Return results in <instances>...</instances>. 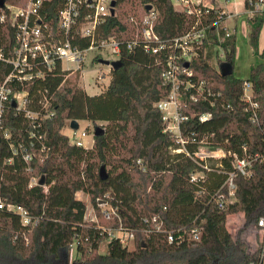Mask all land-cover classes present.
<instances>
[{
	"label": "trees",
	"instance_id": "trees-1",
	"mask_svg": "<svg viewBox=\"0 0 264 264\" xmlns=\"http://www.w3.org/2000/svg\"><path fill=\"white\" fill-rule=\"evenodd\" d=\"M63 2L52 0L47 10L54 27ZM150 4L157 11L155 29L163 40L184 35L195 22L193 16L176 9L173 0H116V13L105 18L99 27L100 35L132 39L136 34L132 20H139ZM218 11L211 8L206 19L212 22ZM3 13L6 17L0 21V84L12 71L7 60L13 54L15 38L5 6L0 9V17ZM248 24L250 44L261 59L251 67L248 80L237 78L234 73L222 76L210 62V45L206 57L193 60L191 67L197 78L212 83L215 91L222 93L225 105L190 103L187 114L210 112L213 117L205 123H199L196 117L185 123L182 136L188 141L213 134L208 138L212 146L220 145L239 154L245 147L252 155L264 154V47L259 50L264 12L249 17ZM209 31L211 39H216L213 24ZM76 44L84 48L89 41L76 40ZM223 48L224 59L218 62L234 67L236 36L227 39ZM121 61L123 66L112 71L108 87L99 94L88 95L78 78L64 81L59 64L46 81L30 84L27 91L33 100L29 109L42 111L38 87L53 98L55 114L44 119L41 127H33L32 119L16 112L7 101L4 126L17 140H26L35 131L45 134L48 157L35 158L28 165L20 155H12L9 143L0 134V196L5 202L26 209L31 217V222L24 225L18 214L0 211V264H70L73 244L76 255L72 264H251L259 250L250 254L249 243L242 234L245 227L256 225L264 216V162L254 163L252 175L236 178V201L219 208L211 198L225 175L214 170L207 173L205 184L192 183V174L202 168L185 151L175 152L183 146L164 132L162 114L155 104L169 95L171 87L162 78L164 66L159 58L136 46L123 52ZM245 82L251 83L252 98L258 103V122L251 121L245 112ZM10 87L21 89L18 85ZM69 120L104 122L106 130L104 135L94 136L91 148L78 147L63 133ZM190 131L201 135H187ZM196 147L191 142L185 144L188 152ZM102 166L110 170L105 180L100 177ZM226 169H230L229 163ZM42 176L44 185H30L33 177ZM80 191L90 196L95 207L100 199L118 211L120 221H106L110 228L122 224L134 233L133 250L110 238L108 224L102 218L101 224L86 220L87 204L77 197ZM236 214H242L244 227L233 235L227 220ZM155 215L162 217L167 231L201 224L200 240L169 243L166 233L147 234L145 218ZM105 239L107 250L100 253Z\"/></svg>",
	"mask_w": 264,
	"mask_h": 264
},
{
	"label": "built area",
	"instance_id": "built-area-1",
	"mask_svg": "<svg viewBox=\"0 0 264 264\" xmlns=\"http://www.w3.org/2000/svg\"><path fill=\"white\" fill-rule=\"evenodd\" d=\"M52 0H16V3H5L9 11L11 26L15 31L13 54L7 62L12 66V71L0 84V134L9 143L12 155H20L26 164H30L35 158L41 160L48 157L47 136L31 132L28 139L20 137L18 140L4 126L5 106L10 101L16 112H22L26 117L32 119L33 127H41L44 119L54 116L53 98L48 96L47 90L38 87V103L42 111H34L28 108L32 102L27 87L46 81L52 75L54 68L59 64L64 72V81L81 71L89 64L102 61L121 60L125 51H131L136 46L143 49L144 53L159 58L164 66L162 78L171 87L168 96L159 100L155 106L160 110L164 122V132L177 139L183 148L174 150L175 152L185 151L202 170L193 173L191 182L195 184H205L207 173L219 171L225 175L221 185L212 193L211 201H215L219 208H224L227 204L236 201L237 183L239 175L250 176L253 174L255 162H264V154H250L247 148H243L242 154L226 150L224 147L212 146L208 138L213 134H204L201 139L192 137L190 141L183 135L184 124L196 117L199 123H205L212 119V113H192L187 114L186 110L190 103L208 102L211 106L217 104L225 105L222 93L215 91L212 83L206 79L197 78L191 64L195 58L206 57L209 52L208 45L212 47L213 59L216 68L220 72V63L215 60L224 59V42L234 34L230 30L226 20L232 18L233 14L218 12L212 22L206 18L210 15V8L193 0H174L180 5V10L185 11L195 18L192 28L184 35L163 40L155 29L158 17L157 11L152 5V9L147 11L139 20L133 19L136 27V34L132 39H119L115 36L102 37L99 27L104 23L105 18L111 15V3L113 0H64L58 14V24L53 26L47 18V10ZM229 1V0H228ZM251 15L264 12V0H246ZM3 13L0 21L5 20ZM83 17L81 20L80 18ZM213 24L216 32V39H211L209 28ZM86 39L89 41L87 47H80L76 40ZM109 66V73L112 74L113 67ZM105 75L95 76V80L103 79ZM18 85L20 90L12 89L10 86ZM252 85L245 82L243 85L242 101L245 103V112L253 122L259 121L258 103L252 98ZM71 121L68 124L71 126ZM78 123L80 120H77ZM70 142L78 147L91 148L94 144V135L89 143L84 142L88 132L73 129ZM187 135H201L195 131L188 132ZM208 135V136H207ZM191 142L197 144L193 152L185 149V144ZM34 150L36 152H34ZM141 164V160L138 161ZM230 164V169H226V164ZM144 171L146 167H141ZM41 177H33L30 185H40ZM41 186V185H40ZM204 190V189H201ZM201 194V192L199 193ZM100 200V199H99ZM102 201V200H100ZM103 211L106 220L119 219L118 211L109 206ZM10 211L18 214L24 225L31 222L29 212L23 207L5 202L0 196V211ZM148 226L147 234L159 232L167 234L169 243L187 241H198L202 235V225L193 227H183L176 231H167L164 227V220L160 215L145 218ZM249 228V227H248ZM110 238H115L120 243L129 248V242L135 245L134 233L122 226L115 228L117 231L111 235V229L107 228ZM249 231L252 233L253 248L250 254L254 255L259 250L256 259L251 264H264V216L256 225H251ZM73 246V247H72ZM71 246L69 252V263L75 260L76 244ZM250 247V248H251Z\"/></svg>",
	"mask_w": 264,
	"mask_h": 264
},
{
	"label": "rangeland",
	"instance_id": "rangeland-1",
	"mask_svg": "<svg viewBox=\"0 0 264 264\" xmlns=\"http://www.w3.org/2000/svg\"><path fill=\"white\" fill-rule=\"evenodd\" d=\"M227 4H228L227 11L236 14V16L229 21L230 28L231 29L235 28V33H236V56L234 61V76L240 79L248 80L251 67L259 64L261 62V59L259 58L258 55L254 54L252 45L250 44V40H249L250 27L247 22L248 16L245 13L244 0H231ZM263 46H264V26L262 28L259 38L260 51L262 50ZM215 60L218 62L216 57ZM210 62L213 66L216 67V63L214 59ZM84 72H85V76H84ZM95 75L96 77L105 75V77L100 80L98 79L95 80ZM77 78L80 87L84 89L88 95H95L98 93H102L108 87L112 79V74L109 73L108 65L102 62H96L95 64L93 63L85 66L84 69L81 71L79 77H77V73L71 75L69 77V80L75 81ZM79 124H80V130L83 131L87 130L88 132V136L84 138V142L86 143H89L92 140L94 131L97 127L106 130V123L104 122H98L97 124H94L93 122L88 120H80ZM63 133L72 138L73 130L71 126L68 124V121L63 129ZM105 171L108 174L110 170L108 167H105ZM77 197L79 199L84 200L87 204V212H86L87 221L101 224V218H102L105 224L106 223L108 224L107 228L108 229L110 228V222L106 221V218L104 217V213H103V211L108 207L104 202V200L102 201L98 200V206L95 207L92 200L90 199V196L87 193L80 191L77 193ZM242 227H244V220L242 218V214L230 215L228 217L227 228L233 235H235L237 230ZM249 228L245 227L242 237L244 240H246L249 243V251H251L253 249L251 247L252 233L249 231ZM110 229H111L110 231L111 235L117 232L115 231V228H110ZM107 244H108V239H105L100 245V249H99L100 253L106 252ZM128 246L130 248L129 250H133L135 248V245L132 244L131 240Z\"/></svg>",
	"mask_w": 264,
	"mask_h": 264
},
{
	"label": "water",
	"instance_id": "water-1",
	"mask_svg": "<svg viewBox=\"0 0 264 264\" xmlns=\"http://www.w3.org/2000/svg\"><path fill=\"white\" fill-rule=\"evenodd\" d=\"M6 0H0V9H2L5 6ZM147 11L152 9V5H148L146 7ZM116 13V0H113L111 3V15H115ZM102 63L109 65L111 64V66L113 67V70L116 71L118 69H120L123 66V62L121 60H116V61H112L111 63L109 61H102ZM219 69H220V73L222 76H229L231 74L234 73V67L232 64L227 63V62H221L219 65ZM13 105L15 106V103H13ZM79 127V123L77 120H72L71 121V128L73 129H77ZM105 130L97 127L94 131V136H100V135H104ZM100 177L102 180L107 179L108 174L105 171V166H102L100 169ZM40 185H44L45 184V178L42 176L40 178L39 181Z\"/></svg>",
	"mask_w": 264,
	"mask_h": 264
},
{
	"label": "crops",
	"instance_id": "crops-1",
	"mask_svg": "<svg viewBox=\"0 0 264 264\" xmlns=\"http://www.w3.org/2000/svg\"><path fill=\"white\" fill-rule=\"evenodd\" d=\"M231 0H225V1H219V0H193V2H196V3H201L203 6H205V7H208V8H216V9H218L219 11L218 12H225V13H228V14H233V13H231V12H228L227 11V7H228V4L227 3H229ZM173 3H174V6H175V8L177 9V10H180V5L178 4V3H176L174 0H173ZM178 8H177V7ZM244 8H245V13L247 14V16H248V18L249 17H251L252 15L250 14V12H249V6H248V4H247V1L246 0H244ZM236 16V14H233L232 15V18H229V19H227L226 20V23L228 24V27L230 28V26H229V21L231 20V19H233L234 17ZM248 18H247V22H248ZM230 30L231 31H233L234 32V34H233V36L235 35L236 36V33H235V28L234 29H231L230 28ZM232 36V37H233ZM264 47V46H263ZM262 47V48H263ZM223 52H224V50H223ZM212 59H213V57H212ZM84 76H85V72H84ZM96 76V75H95ZM99 94V93H98Z\"/></svg>",
	"mask_w": 264,
	"mask_h": 264
}]
</instances>
